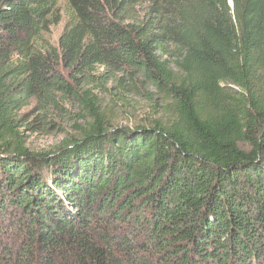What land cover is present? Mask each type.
Returning a JSON list of instances; mask_svg holds the SVG:
<instances>
[{
  "label": "trees",
  "instance_id": "16d2710c",
  "mask_svg": "<svg viewBox=\"0 0 264 264\" xmlns=\"http://www.w3.org/2000/svg\"><path fill=\"white\" fill-rule=\"evenodd\" d=\"M0 0V264H264V0ZM121 74L172 108L109 128L74 79ZM77 97L52 152L18 113Z\"/></svg>",
  "mask_w": 264,
  "mask_h": 264
},
{
  "label": "rangeland",
  "instance_id": "374dc122",
  "mask_svg": "<svg viewBox=\"0 0 264 264\" xmlns=\"http://www.w3.org/2000/svg\"><path fill=\"white\" fill-rule=\"evenodd\" d=\"M61 22L49 29L45 35L56 44L65 24V0H58ZM77 96L88 93L96 104L99 113L109 128L134 129L138 126L149 127L155 121L167 123L171 119L172 108L152 89L143 86L144 96L133 88L131 82L119 84L121 74H112L97 68L89 76L74 79L67 72L62 73ZM58 111L50 118H40L34 101L23 108L18 117L21 119V132L26 147L34 153L52 152L64 142L77 138L79 129L88 126L91 119L77 97L63 99Z\"/></svg>",
  "mask_w": 264,
  "mask_h": 264
}]
</instances>
